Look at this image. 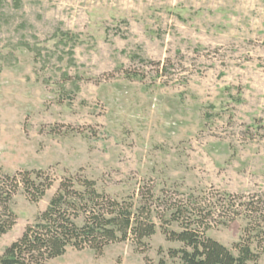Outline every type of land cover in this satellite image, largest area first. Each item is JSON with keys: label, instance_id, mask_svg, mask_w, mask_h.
<instances>
[{"label": "rangeland", "instance_id": "1", "mask_svg": "<svg viewBox=\"0 0 264 264\" xmlns=\"http://www.w3.org/2000/svg\"><path fill=\"white\" fill-rule=\"evenodd\" d=\"M0 168L54 180L38 201L14 194L0 255L78 176L117 199L230 195L206 234L234 254L250 237L264 264V0H0ZM155 223L142 252L44 264H180Z\"/></svg>", "mask_w": 264, "mask_h": 264}, {"label": "trees", "instance_id": "2", "mask_svg": "<svg viewBox=\"0 0 264 264\" xmlns=\"http://www.w3.org/2000/svg\"><path fill=\"white\" fill-rule=\"evenodd\" d=\"M53 183L41 170L7 174L0 168V235L16 221L10 203L18 189L22 188L35 202ZM147 195L117 199L99 192L93 180L65 177L58 182L45 209L3 250L0 264H44L63 255L68 247L90 249L100 255L107 245L126 240L142 252L147 247L145 240L156 231L155 218L166 239L181 244L168 250L169 257L177 258L180 264H248L258 259L250 237L235 243L234 254L206 234L207 219L232 208L230 195L224 194L222 203L213 198L166 199L158 203L155 194L148 191ZM172 223L178 230L169 228ZM154 264L169 263L161 257Z\"/></svg>", "mask_w": 264, "mask_h": 264}]
</instances>
